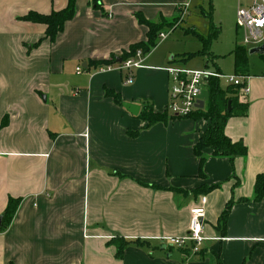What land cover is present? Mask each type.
Returning <instances> with one entry per match:
<instances>
[{
  "label": "crops",
  "instance_id": "1",
  "mask_svg": "<svg viewBox=\"0 0 264 264\" xmlns=\"http://www.w3.org/2000/svg\"><path fill=\"white\" fill-rule=\"evenodd\" d=\"M196 1L101 0L95 8L77 0L74 18L51 42L46 25L23 17L60 11L68 0H0V264H217L218 257L222 264H264V198L255 193L264 173V70L253 72L249 59L245 102L238 92L247 111L225 127L248 153L230 161L206 149L200 171L193 148L208 121L178 117L147 126L138 117L147 105L168 109L165 68L189 67L183 55L176 60L154 48L132 70L131 84L128 71L89 65L147 41L137 14L183 24ZM216 66L210 68L222 72ZM109 92L140 105L139 114ZM200 100L205 108L208 99ZM202 196L201 251L166 247L163 239L188 234ZM10 199L20 202L4 224ZM112 239L130 242L122 258Z\"/></svg>",
  "mask_w": 264,
  "mask_h": 264
},
{
  "label": "trees",
  "instance_id": "2",
  "mask_svg": "<svg viewBox=\"0 0 264 264\" xmlns=\"http://www.w3.org/2000/svg\"><path fill=\"white\" fill-rule=\"evenodd\" d=\"M100 1L101 0H92L93 6L95 8H101L102 6ZM76 2L77 0H68V5L64 9L60 11H53L50 14H41L31 11L24 16L23 19L46 25L47 29L45 37L53 42L56 40L58 34L64 30L66 23L74 18L76 14ZM206 17L209 18L210 21L209 35L205 37L197 32H192L202 42V49L197 53L184 54L183 59L185 61H189L195 56H205L208 64L210 61L214 62L215 57H217L213 52H211V44L213 39H216L220 34L221 27L214 23L211 14ZM137 18L141 24L148 27L147 41L131 45L129 50L123 52L120 56H113L108 60L94 61L89 65L98 68L120 61H125L134 56L140 49L143 50L145 54L150 53L157 46L160 33L163 32V29L170 25V23L167 20H162L157 23L151 22L145 19L142 14H137ZM248 51L249 49H247V47L236 43L235 49L231 52L234 57V70L236 74L249 76L248 73L250 70V64ZM262 57H264V55H262ZM238 92V87L230 85L223 88L218 80L213 79L209 82L207 106L203 109H197L187 117H184L196 120L205 119L209 123L199 141L193 148L194 155L199 159L200 171H202L203 163L206 160V149H210L213 156L227 157L230 161H233L238 156H245L248 153L247 146L243 141H233L225 132L228 119L233 114H245L248 108L246 103L239 102ZM109 94L114 97V100L118 104L123 105V102L118 94L112 92H109ZM229 101L231 102V110H229L228 106ZM138 117L145 121L147 126H151L159 122L166 123L172 118H178L176 116H170L168 109H166L163 113L155 112L152 105L144 106ZM206 188L209 190L213 187ZM255 193L257 201L264 198V173L259 174L256 178ZM19 202L20 200L18 199L9 200L8 206L2 217L4 224H9L11 222L16 213ZM230 208L231 204L229 203L220 217L219 224L223 229L226 228ZM110 244L115 245L117 258H122L125 248L130 244V242L125 239H112ZM217 264H222L220 257H218Z\"/></svg>",
  "mask_w": 264,
  "mask_h": 264
},
{
  "label": "built area",
  "instance_id": "3",
  "mask_svg": "<svg viewBox=\"0 0 264 264\" xmlns=\"http://www.w3.org/2000/svg\"><path fill=\"white\" fill-rule=\"evenodd\" d=\"M238 2L236 12V23L238 30L243 32L240 45L248 49L262 45L264 43V0H236ZM185 11L189 3H185ZM184 11V13H185ZM168 33L161 32L159 39H166ZM146 54L143 50H138L134 56L125 61L100 67L101 71H128L126 84H131L134 80L132 70L142 66L143 58ZM169 74V101L168 111L172 116L184 118L195 110L199 109L200 97L212 79L225 80L228 85L239 88L240 99L245 102L247 94L246 81L248 75L225 74L221 71L205 67L203 69H193L182 64H172L165 68ZM78 72L83 71L81 67ZM207 197H201V204L191 209V222L187 235L182 237H169L163 239L166 247L189 249L193 253H199L206 240L205 216Z\"/></svg>",
  "mask_w": 264,
  "mask_h": 264
},
{
  "label": "rangeland",
  "instance_id": "4",
  "mask_svg": "<svg viewBox=\"0 0 264 264\" xmlns=\"http://www.w3.org/2000/svg\"><path fill=\"white\" fill-rule=\"evenodd\" d=\"M212 4L213 7L210 0H197L187 12L186 21L183 24H181L182 18L169 21L170 25L163 29L164 32L168 33L167 39H159L155 52L161 56H177L176 60L184 54L199 52L202 49V42L192 33L194 31L190 28H195L197 33L207 37L210 32V21L206 16L211 14L216 25L221 27V32L212 41L211 52L217 57H215V64L210 61L209 66L217 67L216 64L218 63L223 73L233 74L235 70L231 52L235 49V44L241 41L243 37V32L238 30L236 23L238 3L236 0H213ZM249 59L253 72L264 70V60L258 54L250 55ZM205 61V56H195L188 61L189 64L187 65L193 69H203L206 66ZM79 67L84 72V67L82 65ZM221 84L224 86L227 83L222 80ZM202 98L207 101L208 93L206 90H204Z\"/></svg>",
  "mask_w": 264,
  "mask_h": 264
},
{
  "label": "water",
  "instance_id": "5",
  "mask_svg": "<svg viewBox=\"0 0 264 264\" xmlns=\"http://www.w3.org/2000/svg\"><path fill=\"white\" fill-rule=\"evenodd\" d=\"M248 54L249 55H254V54L264 55V43L262 45L250 48L248 51ZM204 105H205L204 101L199 100L198 108L203 109ZM123 107L133 115H138L140 112V108H141L140 105H137L134 103H128V102H124ZM230 107H231V102L229 101V110H231ZM0 222H1V218H0Z\"/></svg>",
  "mask_w": 264,
  "mask_h": 264
}]
</instances>
